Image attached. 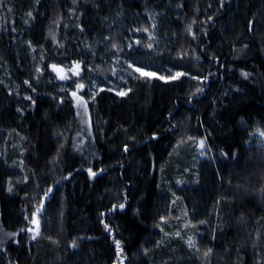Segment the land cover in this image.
I'll list each match as a JSON object with an SVG mask.
<instances>
[{"label": "trees", "instance_id": "16d2710c", "mask_svg": "<svg viewBox=\"0 0 264 264\" xmlns=\"http://www.w3.org/2000/svg\"><path fill=\"white\" fill-rule=\"evenodd\" d=\"M79 1L0 5V50L23 88L19 95L0 86V232L14 228L19 235L0 244V264H117L114 239L121 241L124 264H204L200 256L209 247L210 264H264V161L259 135H250L264 129V0H224L223 8L219 0H181L177 12L167 9V62L208 79L153 78L126 97L103 91L89 122L71 101L45 96V78L33 80L35 67L31 76L21 72L13 45L24 36L32 42L34 66L44 56L57 58L61 18ZM167 1L98 0L81 7L80 27L94 41L104 20L119 11L106 48L113 51L115 42L124 53L130 13L150 30L144 5L163 9ZM30 10L33 23L22 29L19 21ZM189 24L196 39L185 31ZM181 49L188 53L183 60ZM197 87L204 91L192 95ZM200 139L211 149L207 161L197 157ZM41 201L40 234L28 238L27 248L21 229L31 225ZM189 237L200 253L189 250Z\"/></svg>", "mask_w": 264, "mask_h": 264}, {"label": "rangeland", "instance_id": "374dc122", "mask_svg": "<svg viewBox=\"0 0 264 264\" xmlns=\"http://www.w3.org/2000/svg\"><path fill=\"white\" fill-rule=\"evenodd\" d=\"M98 0H80L77 4L70 3L71 5L67 8L64 15L60 21V27L58 29V39L56 42V49L58 51L57 58L42 57L40 63L34 66V62L37 60L38 51L37 48L33 46V43L24 37L17 38L13 41L15 47L16 56L19 58L18 67L21 72L26 74V77L31 76L33 73V68L44 69L46 65L50 63H57L59 67L67 70L73 66L75 63H79L81 66L80 76H73L71 72H68L69 79L61 81L56 77V74L51 72L50 67L47 68L43 75L36 72L33 80L40 82L42 77L45 78L43 90H46L45 96L48 99H61L71 101L76 107L77 114L82 119L90 121L92 109L95 100L98 95L103 92H111L116 94L120 90L133 89L139 85H146L150 83L153 78L139 77L138 73H134L132 69L128 67L129 63H133L135 66H145L146 70L156 71L158 75L168 76L175 71H186L184 65L181 63L169 64L166 57L170 53L171 49V37L165 31V26L163 22V16L166 14L167 9L171 8L172 11L180 9L178 5L181 6V0H168L166 3V8L163 7H149L144 5V16L150 24V30L148 32L136 31L137 29H143L139 25L138 14L130 13L129 24L126 27V38H125V52H118L117 49L110 52L106 48L108 42V33L111 28L116 25L122 18V14L119 11L113 12L104 22L102 23L101 32L97 35L94 41L86 38L80 27V20L83 16L82 8L86 5L95 4ZM148 1V0H147ZM38 3V2H37ZM31 12L33 15V10L23 13L24 20L19 21L21 23L22 29H29L32 25V15L28 16L27 13ZM155 25V27H153ZM149 34L155 36V40L151 41L153 43V49L149 50L145 45L149 43ZM144 38L146 41L144 43ZM141 41L139 45L136 41ZM144 43V44H143ZM131 44L130 49L128 45ZM62 45V46H61ZM74 57L73 53L76 54L75 60L65 57ZM72 54V55H71ZM79 56V58H77ZM22 58L24 66L22 63ZM119 59V63H117ZM71 60V61H70ZM29 65L28 68L26 67ZM31 67V69H30ZM113 69H115L116 74L113 75ZM171 70V71H169ZM32 71V72H31ZM109 71V73H107ZM39 78L37 79V77ZM133 77H136L135 79ZM75 82L83 83L84 89L77 90L75 87ZM0 86L11 92L19 94L22 92V84H20L14 77L12 71L10 70L9 63L6 60L4 54L0 50ZM53 88L54 92L48 90L47 88ZM61 89H64L63 91ZM111 89V91H109ZM72 91H77V95L84 98L87 103V114L84 112V107H77V102L73 100L71 96ZM120 97V96H119ZM261 141L264 138L258 136ZM206 144V142H205ZM201 151L198 147L197 157L200 161H207L211 158L210 151ZM40 219V218H39ZM41 220V219H40ZM1 225V222H0ZM28 228H33L34 226L29 225ZM10 231L6 233L0 232V244L5 243L8 245V240L18 238V233L15 229L9 228ZM15 233V235H9ZM26 234L34 235L35 231L24 233L22 241L25 243L26 247L30 246V239L32 237L25 236ZM29 235V236H30Z\"/></svg>", "mask_w": 264, "mask_h": 264}, {"label": "snow or ice", "instance_id": "6c2138e0", "mask_svg": "<svg viewBox=\"0 0 264 264\" xmlns=\"http://www.w3.org/2000/svg\"><path fill=\"white\" fill-rule=\"evenodd\" d=\"M220 2V8H223L225 5H224V0H219ZM4 3V0H0V5H3ZM211 6V5H210ZM178 7H180V5H178ZM12 11V8H8V12H11ZM28 16H31L32 13L31 12H28L27 13ZM209 20H212V16L209 15L208 17ZM196 21H193V23H195ZM153 27H155V25H153ZM252 30V27H251V23L249 25V31ZM136 31H144V32H148L149 30L147 28H144V29H137ZM185 31L189 34V35H192V38L193 39H196V36L195 34L193 33L192 31V25L189 24ZM50 35H52V38L53 40H55V35L50 33ZM148 40L150 41L149 43H147L145 46L149 49V50H152L153 49V43L151 41H154L155 40V36L153 34H149L148 36ZM141 43V41H136V44L139 45ZM62 46V45H61ZM111 47L113 49H117V51L119 52L120 48H119V45L115 42L112 43ZM128 47L131 49L132 48V45L129 44ZM179 55V59L180 60H183L185 58V56L188 55L187 51L181 49V52L178 54ZM197 60H199V57H196ZM117 63H119V59H117ZM51 69V72L55 73L56 74V77L58 79H60L61 81H65V80H68L69 79V76H68V72H71L73 76H77L79 77L80 76V71H81V66L79 63H75L73 66H71L67 72L65 71L64 68L62 67H59L57 63H50L48 65L45 66L44 69H41V68H37L36 69V72L40 75H43L44 71L49 68ZM128 67L130 69H132V71L134 73H138L139 74V77H147V78H154V79H157V80H162L164 83H170V82H174V81H181L182 78H185L187 77L188 79H191V80H196L198 81L199 84H203L204 81H206L208 79V77H203L201 78L200 76L198 75H195V74H191L189 73L188 71H175L174 73H172L171 75H168V76H164V75H158L156 71H150V70H146L145 69V66L141 65V66H135L133 63H129L128 64ZM171 71V70H169ZM116 72H115V69H113V75H115ZM242 75L244 76L245 79L248 78V73L247 72H244L242 73ZM39 78V76L37 77V79ZM134 79L136 77H133ZM24 83L26 85H28L29 87H31V84L29 81L25 80ZM75 87L77 90H83L84 89V84L83 83H79V82H75ZM34 90V89H33ZM62 91L64 89H61ZM109 91H111V89H109ZM131 91V89H128V90H120V91H117L116 92V95L117 96H120V97H126L128 96L129 92ZM204 91V88L203 87H197L195 92L192 93V95H196L197 93H202ZM11 95V93H9ZM71 96L73 98V100H75L77 102V107H80V106H83L84 107V112L85 114H87V103L86 101L84 100V98L80 95H77V91H72L71 92ZM25 100H30L32 101L33 104H35V101L33 100V98L31 96H25L24 97ZM61 103H63V101H61ZM17 111H20V109L18 108ZM241 123H244L243 121H241ZM89 127H91L90 123H89ZM58 135H62V133H58ZM250 135H259L261 138H264V129H261L259 126H257V129L255 132H252L250 133ZM152 139H156V136L153 135ZM189 140H192L194 139V137H188ZM62 147V146H61ZM198 147L201 149L202 153L204 150H206V144H205V140L204 139H200L198 141ZM124 151L125 152H128L129 151V148H128V145H124ZM207 151H211L210 148H207ZM259 153H260V156H261V159L262 161H264V139H262L260 141V148L258 149ZM59 155V154H58ZM222 155L228 157L229 154L228 153H222ZM232 159L236 160V161H239V156L238 155H232L231 156ZM23 163V161H21V164ZM101 172H103L104 170L101 169L100 170ZM87 172H88V175L90 177H93L95 178L97 176V173L95 171H93L92 168H88L87 169ZM179 183V181H177ZM9 192L12 191V187L9 186V189H8ZM52 191L51 188H49L45 193H44V199H47L49 193ZM260 192H261V196L262 198H264V186H261V189H260ZM119 209L121 211L124 210L125 208V205L124 204H119ZM44 208V205H43V202L41 201L37 207L35 208V211L31 214V220H30V223L32 225H34V229L33 228H27V229H21V231H28V232H33L35 231V234L32 236V239H36V236H38L40 234V228H41V225H40V219H39V216H40V213L42 212ZM117 208V205H113L112 206V211H115ZM101 215H104V213H101ZM25 219H29V217H25ZM163 219V218H161ZM241 221L243 222V217H241ZM101 223L103 224L104 226V229L106 231H109L111 232V229L109 228V225L107 223H104V221L102 220ZM201 224L204 223V221H200ZM9 235H15V233H12V234H9ZM177 235H179V233H177ZM213 239H215V237L213 236ZM260 237L259 235H257V240H259ZM114 244H115V255H116V258H117V264H124V259H123V255H124V249L122 248L121 246V241L120 240H117V239H114ZM187 245H188V248L189 250L195 248V251L196 253H200V248L196 245V242L194 241L193 237H189L188 240L186 241ZM71 247L75 248L77 245H76V242L73 241L72 244L70 245ZM255 247V246H254ZM213 254V249L211 247L207 248L205 251H203L202 255L200 256V258L203 260L204 264H210V258Z\"/></svg>", "mask_w": 264, "mask_h": 264}, {"label": "water", "instance_id": "95a60500", "mask_svg": "<svg viewBox=\"0 0 264 264\" xmlns=\"http://www.w3.org/2000/svg\"><path fill=\"white\" fill-rule=\"evenodd\" d=\"M40 223H41V220H40Z\"/></svg>", "mask_w": 264, "mask_h": 264}]
</instances>
